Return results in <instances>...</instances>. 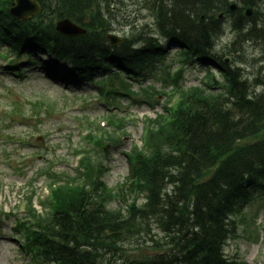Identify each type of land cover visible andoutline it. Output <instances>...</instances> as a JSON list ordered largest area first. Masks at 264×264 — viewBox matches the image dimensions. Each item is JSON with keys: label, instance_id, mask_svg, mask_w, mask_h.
Here are the masks:
<instances>
[{"label": "trees", "instance_id": "16d2710c", "mask_svg": "<svg viewBox=\"0 0 264 264\" xmlns=\"http://www.w3.org/2000/svg\"><path fill=\"white\" fill-rule=\"evenodd\" d=\"M155 1L162 31L180 39L186 59L212 60L225 79V93L194 89L168 124L149 131L144 152L130 155L133 180L124 189L144 201L138 205L129 201L123 212L106 207L103 168L93 161V154L83 159V172L76 178L47 170L49 185L61 183L51 188L45 203L48 213L29 209L32 223L25 227L26 249L33 264H230L223 246L237 224L235 216L256 185L264 190V95L252 93L247 80H239L236 71L209 53L216 36L210 29L217 26L216 16L228 0H171L169 9L165 0ZM9 2L0 0V38L13 48L24 36L31 35L34 44L44 41L58 59L71 62L77 75L87 77L94 66L108 69L114 59L120 69L134 71L144 66L146 49L149 55L156 53L151 37L139 41L135 33L110 46L99 0H46V8L52 6L58 18L90 27L89 33L75 37L58 34L42 16L29 23L16 21L8 13ZM87 15L91 21L86 24L82 20ZM93 23L100 24V31ZM234 24L240 29L241 20ZM7 29L15 33V40ZM136 42L145 45L136 47ZM118 83L125 95L134 92ZM110 85L108 101L116 100L114 83ZM114 138L115 133L106 130L97 144ZM138 233L143 236L140 246L149 249L143 258L128 253L139 249L133 243Z\"/></svg>", "mask_w": 264, "mask_h": 264}, {"label": "rangeland", "instance_id": "374dc122", "mask_svg": "<svg viewBox=\"0 0 264 264\" xmlns=\"http://www.w3.org/2000/svg\"><path fill=\"white\" fill-rule=\"evenodd\" d=\"M240 1H238V5H241ZM146 3L153 9L151 10ZM153 4L156 5L155 0H99L101 14L107 17L110 22V24L105 23L109 27L105 28L104 32L115 34L118 37L128 36L131 32H135L138 33L135 38L139 41H143L146 35H150L155 44L160 45V52L163 51L160 57L157 55L153 59L154 64L149 66V69L146 61L142 63L145 66L143 72L146 76L142 72L138 75H132L133 72L125 75L123 72L124 77L119 78L118 81L115 80L116 84L121 81L128 90L134 92H128V95L120 92L122 96H118L115 102H110V104H115L114 107H107V102L103 103L96 85L84 82L81 80L83 77L79 82L78 79L66 82L58 79L55 75L46 76L36 62H32L31 65L24 56L13 60L17 65L15 69H20L19 76L0 70V108L3 107L2 103H6L9 112L19 108L24 111L22 114L13 115L14 122L10 129L4 131L0 129V176L3 179L0 187V264H30L31 257L21 249L22 239L13 235L11 226L16 214L19 217L25 215L22 210L17 213L18 208L22 206V202L19 200L22 196V188L24 183L31 179L32 172L39 171V168L43 167L42 169L45 171L40 173L37 180H33L39 187L42 180H45L46 168L51 164L54 166L51 172L56 170L57 173H64L66 179L76 178V172H82L80 167L74 169L77 163L73 155L74 149L82 146L79 125L87 121L96 133L98 125L102 126L101 121L107 119L106 115L111 113L122 117H125L126 113H132L140 118L143 116L153 118L155 112H158V115L162 112L171 120L178 104L189 95L187 87L201 84L206 68L210 65L207 61H201L202 58L194 60L195 62L192 64L188 63L183 68L180 74L182 86L177 89V99L172 108L167 111L162 108L161 103L164 95L161 94L157 97L158 102H151L152 93L148 90L149 86L153 88L151 91L160 93L172 89V84L163 85L161 77L166 76L167 67L165 70L164 64L171 61L175 55L174 52L180 46L178 41L171 43L162 36L158 25L155 24L157 12H155ZM108 5L109 7H107ZM164 5L169 9L171 1L165 0ZM253 10L254 14L248 18L244 17L243 11H237L235 14L232 12L223 14L224 17L222 16L223 18L216 21V23L218 22L217 26H212V30L209 27L212 33L208 34L215 35L213 31L216 33V36L213 37L214 47L211 53L222 56V61L226 59L231 68L239 67L241 70L240 79L246 78L251 86L250 91L260 94L264 93V30L261 29V26L264 25V0L257 1L253 5ZM233 15H242L245 19L241 20L238 32L231 27ZM56 20L58 19L53 21ZM82 21L90 22L91 20L87 15ZM255 23L257 26L252 28L254 29L252 32L245 30ZM93 24L96 31L100 29V24ZM139 45L143 44L138 42L137 46ZM37 53L41 52L38 50ZM33 55L36 57L35 52ZM38 59L47 61L46 65H55L52 55H39ZM113 63L117 64V61L113 60ZM55 68L58 74H67L70 65L58 62ZM171 69H175V67L172 66ZM137 71L140 72L138 69ZM105 74L106 72L95 69L93 76L94 79H99ZM128 75H132L131 80H126ZM135 76L136 78H134ZM140 76L145 77L138 80L137 77ZM175 77L177 78L176 74ZM8 89L11 90L10 94L6 92ZM206 93L209 92L206 91ZM133 98L137 99V103L132 101ZM43 103H46L50 109L43 111L40 106ZM157 118L158 116L153 121H158ZM124 125L126 127L121 130L124 135L119 144H110L106 153L98 152L93 158V161L97 164L101 163L100 166L103 168L100 180L105 186L106 207L112 211L120 209L122 212L126 208V201H134L136 205L144 201L142 196L137 197L124 190L129 186L134 173L125 153L133 145L141 146V130L144 126L141 122L130 125L124 123ZM100 131L101 129L98 133ZM29 132L31 134L26 135ZM8 133L14 136L8 135ZM117 135L119 134L117 133ZM23 137L26 138L23 144L18 143L17 141ZM85 147L87 146L82 148L87 149ZM88 147L91 148V146ZM1 151L3 152L1 153ZM142 151L144 152V149ZM29 153L34 155L21 165L24 168L23 174L15 175L7 166L19 168V157ZM5 156L12 163L1 161V158L4 159ZM50 160H53L54 163H51ZM98 173L99 170L96 168L95 174ZM83 181V179H79V182ZM46 195V189H42L39 199H43ZM25 196L28 206H33L38 211L42 208L39 200L36 201L35 197L31 195L30 198L28 194ZM242 210L241 214L236 216L237 224H235L233 236L224 247L227 261L230 264H264V190L262 187L255 186L253 194ZM11 211H14L15 214L11 215ZM45 214L43 212V215ZM141 237H143L142 234L138 233L133 238V243L138 244L139 249L129 251L130 255L136 254L143 258L149 253L146 246H140Z\"/></svg>", "mask_w": 264, "mask_h": 264}, {"label": "water", "instance_id": "95a60500", "mask_svg": "<svg viewBox=\"0 0 264 264\" xmlns=\"http://www.w3.org/2000/svg\"><path fill=\"white\" fill-rule=\"evenodd\" d=\"M235 7H236L235 4L230 5V8L232 10H234ZM38 11L39 8L36 2L32 0H16V2L13 4V7L10 10L12 15L17 17L19 20H27ZM250 13H251V8H247L246 14L249 15ZM56 30L67 36L79 35L83 33L82 29H80L79 27H77L67 19L59 21L56 24ZM108 39L111 41L112 44H115L117 41H119V39L113 35H109Z\"/></svg>", "mask_w": 264, "mask_h": 264}, {"label": "bare ground", "instance_id": "6f19581e", "mask_svg": "<svg viewBox=\"0 0 264 264\" xmlns=\"http://www.w3.org/2000/svg\"><path fill=\"white\" fill-rule=\"evenodd\" d=\"M153 62L151 61V62H148V69H149V66L152 64Z\"/></svg>", "mask_w": 264, "mask_h": 264}]
</instances>
